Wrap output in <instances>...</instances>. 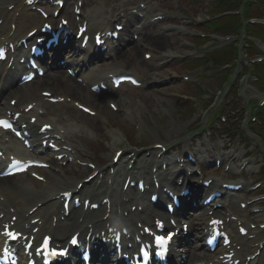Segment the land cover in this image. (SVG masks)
Masks as SVG:
<instances>
[{"label":"bare ground","instance_id":"6f19581e","mask_svg":"<svg viewBox=\"0 0 264 264\" xmlns=\"http://www.w3.org/2000/svg\"><path fill=\"white\" fill-rule=\"evenodd\" d=\"M14 2H16V4H17L16 7H18L20 5L21 1L20 0H9L8 3L0 2V6H3L4 4H8L9 5V4H12ZM5 9L6 8H4L3 10L5 11ZM1 10H2V8L0 9V16L4 17L5 21L13 13L12 11L9 14L8 13H3V12H1ZM5 12H7V11H5ZM64 14H66L69 18L72 16V14L68 13L67 11H64ZM95 15H96V12H94L93 14L86 15V16L88 17L89 20H94L95 19ZM41 22H42V19H40L39 17H37V16H35L33 14L27 13L24 9H21L18 17L16 18V23L21 28H25L26 26H29V25L37 26ZM3 26L4 25L0 26V32H1V29L3 28ZM159 39L160 40H154L153 42L156 43V45L159 46V48L162 49L165 53L177 54V55L181 54V53H178V52L173 51V50L172 51L168 50V46H170V44H172L173 41H171L169 39L162 40L164 38H161V37H159ZM173 44L176 45L177 47H180L179 44H176V43H173ZM164 52H162V53H164ZM10 56H12V54H9V57ZM67 57H70V55H68ZM74 64H75V60L71 59L70 65H74ZM165 71L151 74L149 76L148 80H151V81H154V82L158 81V80H161L165 76H168ZM55 80L58 81L59 77H56ZM46 81H47V84H49L51 82L50 79L46 80ZM69 81H70V79L66 78V80H65V85L66 86H64L65 92H67V91L71 92L69 95L73 94L74 96L81 95V93H79L78 90L75 87H73L71 84H69ZM11 84L12 83H11V81L8 78H6L4 80L0 79V111L3 110V107H7V102H6L7 96H9V95L14 93V92H9L8 94L6 93V91L9 90V87H11ZM44 90H46V89H44ZM43 92H47V91H43ZM87 93L91 97V104H93V105H96L95 104L96 103L95 99H101V97H99V96H97L95 94H90L89 92H87ZM40 99L42 100L41 102H43V98H40ZM120 102L123 105L124 109L126 110V113H128V115H129L130 113H129V110L127 108H134L132 105H130V103H129L130 101L121 99ZM17 107L18 106L15 105V108H17ZM45 107H46V105L43 106L44 109H45ZM86 126L89 127L90 125H86ZM116 138H112V144L114 146H116L119 143V140L116 139ZM16 148H18V147H16ZM68 171H69V173L65 174L63 178L59 179V183L50 184L49 189L51 191H54V192L59 191V188H60L59 185H64V186L70 187L71 184H74L73 182L75 180L73 179V181H71V178H70L69 175H74V176L77 177L78 180L81 181L82 178L86 177L91 172V170H88L87 172H85V171H83V168H80V167L78 168L77 172H72L71 168H69ZM84 173H86L85 176H83ZM15 178L16 177H13L11 179H15ZM8 181H10L9 178L0 179V194L4 197L2 204L7 205L8 207L9 206H15L16 207L18 202H19V197H21V198L24 199L23 204L25 206H32V200H31V197L29 196V193L26 191L27 187L25 186V183L23 181L20 182L19 180H17L15 182L16 184L5 183V182H8ZM70 190H72V195L78 196V195L82 194L81 198L85 195V193H83V190L88 191L89 194H93L86 185H83L82 188H80L79 190H76L74 188H71ZM48 197H49V195L44 196L43 193H40V195L37 198L39 200H43L44 201ZM122 198H124V196H122ZM127 206H126V208H127ZM3 208H4V210L6 209V207H3ZM148 211H150V209H148ZM261 218H264L263 213L257 215V219H261ZM101 226L106 227V225H101ZM59 227L62 228V229L60 230V232L57 235L58 238H61L64 233L68 232V228L71 231L70 227H66L62 223L59 224ZM252 244H254V243H252ZM188 252L189 251H187L186 257H185V260H187V261L189 259L190 262L195 263L197 261H202V260L205 259L204 257L198 258L197 256L190 257V255L188 256ZM191 254L196 255L195 253H191Z\"/></svg>","mask_w":264,"mask_h":264},{"label":"rangeland","instance_id":"374dc122","mask_svg":"<svg viewBox=\"0 0 264 264\" xmlns=\"http://www.w3.org/2000/svg\"><path fill=\"white\" fill-rule=\"evenodd\" d=\"M197 1H198L197 3L200 2L198 4L199 7H197L198 8L197 10H194L195 8H192L191 6L187 5L186 0H167L165 2L164 6H166V8H168V9L178 10L180 12L185 11L190 16L193 15L195 17L199 16V15H201V13H203L202 17H205L206 16V15H204L205 9H202V7H205L207 0H197ZM174 40L179 42V39H174ZM156 47H159V46L156 45ZM181 47H184V45H182ZM184 49L188 50L187 48H184ZM134 58H136L135 53L132 55H128L126 57L127 60H125V62L129 61L131 59H134ZM195 64L203 65V62H196ZM137 70L139 71L140 74H142V76L144 78H148V75H149V73H151L153 71V68L152 67L147 68V67H144L143 65H141L140 67H137ZM177 71L181 72V70H177ZM208 85L211 86V88H213L214 90L217 88V83H215L212 80H210L208 82ZM172 90L173 91L175 90L181 94L194 93V88L189 87V86H185V87L184 86H176ZM135 97L143 98V101L145 102L144 103L145 106L143 105V110L141 107H138L136 105H135V109H134V110H136L135 112H137V116H136V118L135 117L134 118L136 120H142L143 121V123L141 124V127L151 125L150 120L154 121L155 122L154 125L157 127L159 124H161V125L165 124V123L168 124V122L177 123L179 120L187 121L189 118L192 119V117L194 116V113L192 114V112L189 114V116H187V112H189V111H187V109H189L190 111H193V104H194L193 102H192L193 104L192 103H186L185 104V103H183V101H177V100L172 101L170 99L160 97L156 94H141L138 92L130 93L128 96V101H130L131 104H134L135 103V99H134ZM156 103L157 104L159 103L160 105H162V108L156 109V111L153 112V109H155L154 107L157 106ZM203 106H205V105H203ZM120 126H121V124H120ZM124 127H126V128L122 129V130L126 132L125 135L129 138V140L132 139L133 141H136L138 143L139 139L142 138V133L134 131L127 124Z\"/></svg>","mask_w":264,"mask_h":264},{"label":"snow or ice","instance_id":"6c2138e0","mask_svg":"<svg viewBox=\"0 0 264 264\" xmlns=\"http://www.w3.org/2000/svg\"><path fill=\"white\" fill-rule=\"evenodd\" d=\"M29 2H31V0H29ZM57 2H59V0H57ZM97 42L99 43V39L97 40ZM4 58H5V53H4L3 50H0V59H4ZM0 127H5V128H7V127H10V125H9L6 121L0 120ZM13 166H14V167H17V168H21V170H23V168H22V162H20V161H14V162H13ZM66 195H68V194L66 193ZM213 223H218V221H213ZM156 225H157L158 227H162V226H163L162 223H161L160 221H156ZM5 228L7 229V226H5ZM241 231H243V229H241ZM4 235L7 236V237H9V238H13V239L16 238V234L13 233V232H11V231H7V230H6L5 233H4ZM155 240H156V243H157L158 245H160L161 247H162L165 243H167V241L165 240V238L162 237V236H157V237L155 238ZM77 242H78V241H77V239H75V238H73L72 241H71L72 244H76ZM48 244H49V241H48V239L46 238V239L44 240V249H43L45 252L48 251ZM48 254L51 255V256H53V257H55V256H63V255H65V252H63V251H59V252H58V251H51V252H49ZM144 255L147 256V252H144Z\"/></svg>","mask_w":264,"mask_h":264},{"label":"clouds","instance_id":"9594fccd","mask_svg":"<svg viewBox=\"0 0 264 264\" xmlns=\"http://www.w3.org/2000/svg\"><path fill=\"white\" fill-rule=\"evenodd\" d=\"M110 227L113 233L124 232L129 228L128 222L122 218H116L110 220Z\"/></svg>","mask_w":264,"mask_h":264}]
</instances>
